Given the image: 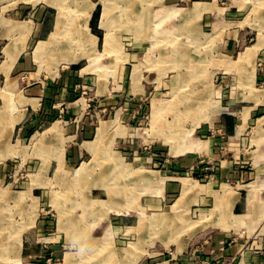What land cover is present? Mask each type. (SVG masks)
<instances>
[{
	"label": "rangeland",
	"instance_id": "rangeland-1",
	"mask_svg": "<svg viewBox=\"0 0 264 264\" xmlns=\"http://www.w3.org/2000/svg\"><path fill=\"white\" fill-rule=\"evenodd\" d=\"M98 4L103 8L93 14L91 33L88 23ZM131 6L129 0H0V12L10 11L12 19L30 24L32 32L26 51L30 70L12 79L25 92L41 82L52 89L49 97L45 89L41 97L33 95L38 108L32 117L41 121L21 138L27 161L22 164L12 157L0 171V264H25L21 246L27 239V264H63L67 252L76 256L75 264H161L187 245L193 251L210 248V235L221 240L222 249L240 247L243 260L264 252V189L256 186L258 173L249 160L255 150L251 137L264 107L249 112L253 124L242 135L235 134L229 117L238 120L242 114L229 115L233 114L226 98L229 83H222L219 91L221 79L211 76V62L199 73L201 62L184 58L186 44L175 29H164L160 17L152 21L155 34L147 36L144 18ZM100 19L105 33L98 30ZM141 31L151 52L166 57L156 61L152 70L157 76L152 80L146 73L151 70L148 63L139 69L131 60ZM23 32L25 47L29 37ZM40 41L47 49L42 59H36ZM188 47L193 51L196 46ZM263 67L258 64L259 70ZM68 73L75 75L67 78ZM132 77L139 81L136 91ZM7 90L0 116L13 118L24 103L8 98ZM79 103L84 106L82 114H72L71 104ZM5 127L0 133L7 131ZM94 138L96 156L64 164L68 147L79 149ZM191 138L205 145L202 155L189 153L196 144ZM212 148L216 154L210 153ZM176 149L182 151L176 154ZM189 159L191 163H186ZM223 162H232L231 172L223 173ZM152 178L150 184L145 181ZM164 193L166 206L150 209L148 201ZM235 201L243 204L235 213L246 215L237 224L230 214ZM97 212L102 220L108 219V226L115 222L112 219L120 221L124 232L115 246L106 236L88 251H76L73 240L85 239L76 235L78 226L71 222V214H82L81 219ZM219 219L220 230H211ZM232 227L236 232L229 230ZM21 230L29 233L23 243L17 236Z\"/></svg>",
	"mask_w": 264,
	"mask_h": 264
},
{
	"label": "crops",
	"instance_id": "crops-1",
	"mask_svg": "<svg viewBox=\"0 0 264 264\" xmlns=\"http://www.w3.org/2000/svg\"><path fill=\"white\" fill-rule=\"evenodd\" d=\"M129 2H132L131 10L134 12L136 8L139 9L138 15L144 18L143 21L147 24L144 29L150 31V34H147V36L151 38L155 34L152 21H156L157 17H160V24H164V29L167 32L175 29V33L186 44L187 47L185 46L186 50L183 54L184 58H195L201 62V64L197 65H202V70L199 69V73L203 71L206 62H211V76L217 77V81L221 79V82L219 81L221 86H218L220 88L219 91L222 90V83H229L231 87L230 92H227L226 96L227 105L233 111V114L229 115L236 116V114H242L238 118L239 121L235 120L236 117H229L230 128L233 126L235 134L237 135H242L245 129L248 130L250 125L253 124V118L249 116V112L252 114L253 112H257L262 106L264 107V67L260 70L258 69L259 63L264 66V0H129ZM99 6L102 7L101 4L95 5L94 7L92 17L88 23L89 32H93V14ZM5 13V10L0 12V107L5 103L4 93L7 89L6 94H9L7 95L8 98L15 97V100L19 99L24 104L20 107L21 112L18 116H13V118L6 114L5 116H0V127H7V131L0 133V171L1 169L5 171L7 166L4 163L8 162L12 157L19 159L22 164H24V161H27V150L21 145L24 143L21 138L29 133L30 126L41 121L40 118L35 117L36 119L34 118L33 120L32 117L38 108V99L34 98L33 95L41 97L43 94L42 89H45L44 93L48 97L52 93V89L46 87L47 85L43 82H41L42 86H37L29 90V92H25L12 79L13 75L30 70L26 62V51L28 49L27 43L30 40L32 32L30 24H27V27L21 25L19 21L12 19L9 14ZM160 24L158 25L160 26ZM101 27L100 19L98 30L105 33L106 31ZM24 30H26V34L29 37L25 41V47L22 43L23 41L20 39L22 38L21 34L24 33ZM145 36L146 34L143 31L137 32L138 41L135 40L134 42L139 44V46L138 50L135 51L136 53H133L131 60L137 63L135 66H138L139 69L140 66L143 67L145 62L148 63L146 67L151 70L146 71V73H148V78L151 79L156 74V71L152 70L157 67L156 61L165 60L166 57L161 56L160 58L159 55L157 58L155 53L151 52L150 42L142 40ZM93 37L98 40L97 36ZM40 43L42 41L38 44ZM145 45H148V47L144 48ZM189 45H195L194 50L196 52L194 50L191 51L190 47H188ZM140 46L143 48L141 49ZM11 61L13 63L9 68L8 64ZM123 65L119 68V71H121L120 75L126 74ZM70 75L75 74L68 73L66 77L68 78ZM80 75H82L81 70L77 77H80ZM134 75L135 71L132 73L133 77ZM60 77L61 75L57 76V79H60ZM133 77L132 90L136 91L135 88L139 87V81L133 80ZM151 80H148V82H151ZM139 89L142 90L141 86ZM71 107V113L74 115L82 114V110H84V106L80 103L71 104ZM115 120H117V117ZM96 138L98 139V137ZM96 138L92 141L82 143V147L79 149H76V147H68L64 155L66 161L64 164H67V162L77 163V159L83 156H96L98 152L94 144L96 143ZM251 139L252 142H255V150L251 153V159L249 160L252 169L256 171V174L258 173L256 179V184H258L256 186L259 187L260 185V189H264V116L263 118L257 119L254 135ZM197 140V138H191V142L196 141V144L194 146L195 151L189 153L202 155L201 152L205 145ZM13 141L19 147L14 146L12 144ZM209 146L212 145L209 143ZM213 149L210 153L213 152L216 154L217 149ZM181 151L180 149L178 153ZM178 153L176 152V154ZM185 161L186 163H191L190 159ZM175 165L178 166L179 164L176 163ZM221 165L225 167L223 173L225 171L231 172V169L234 167L232 162H223ZM145 181L150 184L154 179H147ZM5 188L9 189V186ZM250 188L253 189L255 187L249 186ZM253 193L254 191H251L249 194ZM166 200L167 198L164 193V195L158 196V199L149 200L148 207L153 210H158L162 207L163 203L166 206ZM241 205H243L241 202L235 201L231 207V220L234 224H237L238 221L241 223L243 216H246L235 213V210ZM61 214L62 216L59 222L62 224L61 221H64V213L62 212ZM80 215L75 213L71 214V222L73 221V224L78 226L76 235H81L85 239L84 241L78 239L73 240L74 242L71 245L77 248L76 251L83 250L86 252L93 247L94 243H97L98 240H102L106 236L112 238L110 244L111 246H115L114 241L116 242L117 237L124 232L125 227L120 221L119 223H115L116 219H112L115 222L111 221V225L108 226V219L102 220L100 218L102 216L101 212L88 214L84 218L79 219L81 217ZM220 220L216 224H212L211 230H220ZM80 223L82 225H79ZM114 223L116 225L113 226ZM229 230L236 232L233 227L229 228ZM229 230L227 229L226 231ZM28 234V230L24 232L21 230L17 236L21 240L23 237H27ZM223 236L230 237L229 235ZM210 238H212L210 242L213 244L209 243L210 248L204 249V251H199L200 249L193 251L187 245L180 251L176 250L171 260L162 262L161 264H206L204 259L222 264H243L246 262L247 264H264V252H255L251 255V261L247 259L243 260L242 254L241 257L239 255L240 247L233 245L222 249L219 247L221 240L217 238L213 239V235H210ZM26 243H28V239L21 246V258H23L21 261L25 264L27 263L24 261L27 260L24 254L28 251L27 246H25ZM64 259L63 264H75L76 256L72 252H67ZM173 260L175 261L173 262Z\"/></svg>",
	"mask_w": 264,
	"mask_h": 264
},
{
	"label": "bare ground",
	"instance_id": "bare-ground-1",
	"mask_svg": "<svg viewBox=\"0 0 264 264\" xmlns=\"http://www.w3.org/2000/svg\"><path fill=\"white\" fill-rule=\"evenodd\" d=\"M59 26V25H58ZM53 35V34H52ZM44 42V41H43ZM46 49H47V43H40L39 46H37V50L35 52V57L36 59H42V55L45 54L46 52ZM41 55V56H40ZM44 56V55H43ZM92 179V177H91ZM90 185V184H89ZM1 244V243H0ZM4 253V251H3ZM70 262V261H69Z\"/></svg>",
	"mask_w": 264,
	"mask_h": 264
}]
</instances>
